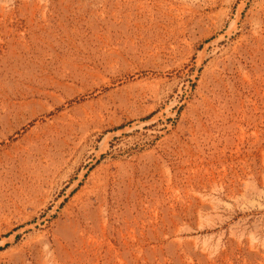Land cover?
I'll return each mask as SVG.
<instances>
[{
    "label": "rangeland",
    "instance_id": "374dc122",
    "mask_svg": "<svg viewBox=\"0 0 264 264\" xmlns=\"http://www.w3.org/2000/svg\"><path fill=\"white\" fill-rule=\"evenodd\" d=\"M0 264H264V0H0Z\"/></svg>",
    "mask_w": 264,
    "mask_h": 264
}]
</instances>
